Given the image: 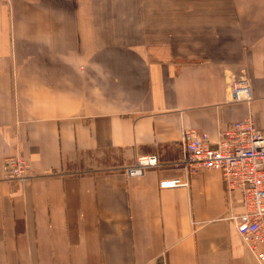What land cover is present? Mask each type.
Returning a JSON list of instances; mask_svg holds the SVG:
<instances>
[{"label": "crops", "instance_id": "1", "mask_svg": "<svg viewBox=\"0 0 264 264\" xmlns=\"http://www.w3.org/2000/svg\"><path fill=\"white\" fill-rule=\"evenodd\" d=\"M121 3L0 0V264H259L220 171L159 181L183 177L186 128L215 138L249 117L264 133V0L233 4L212 51L189 58L125 38ZM239 74L249 102L228 100ZM109 151L113 170H84ZM150 153L159 167L124 173ZM11 155L31 164L26 182L3 179Z\"/></svg>", "mask_w": 264, "mask_h": 264}, {"label": "built area", "instance_id": "2", "mask_svg": "<svg viewBox=\"0 0 264 264\" xmlns=\"http://www.w3.org/2000/svg\"><path fill=\"white\" fill-rule=\"evenodd\" d=\"M230 102L252 99L250 82L245 74L230 79L227 86ZM180 165L183 177L159 181L160 188L187 187L189 174L199 169L220 171L229 202L238 194L241 211L229 214L244 247L259 264H264V133L249 118L232 121L218 131L215 138L196 128L182 131ZM160 166L155 153L141 154L124 169L130 177H139L147 169ZM31 164L18 155L7 156L3 162L5 180L26 182L32 177ZM231 196V198L229 197Z\"/></svg>", "mask_w": 264, "mask_h": 264}, {"label": "rangeland", "instance_id": "3", "mask_svg": "<svg viewBox=\"0 0 264 264\" xmlns=\"http://www.w3.org/2000/svg\"><path fill=\"white\" fill-rule=\"evenodd\" d=\"M123 1L116 17L117 20L122 18L125 38L130 41L139 40L145 47L159 52L169 49L180 51L181 56L188 58L196 53L206 55L211 52L214 32L219 29L216 23L220 19H230L233 6L242 4V0ZM212 23H215L214 27ZM106 157L108 161L103 162ZM118 157V151L91 152L87 156L90 163L84 170H113L115 165L111 160Z\"/></svg>", "mask_w": 264, "mask_h": 264}]
</instances>
